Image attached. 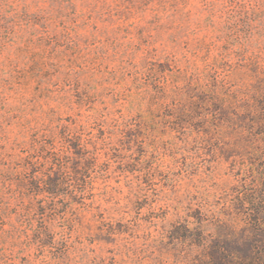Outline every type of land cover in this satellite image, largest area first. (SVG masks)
<instances>
[{
	"label": "rangeland",
	"instance_id": "374dc122",
	"mask_svg": "<svg viewBox=\"0 0 264 264\" xmlns=\"http://www.w3.org/2000/svg\"><path fill=\"white\" fill-rule=\"evenodd\" d=\"M263 159L264 0H0V264H213Z\"/></svg>",
	"mask_w": 264,
	"mask_h": 264
},
{
	"label": "trees",
	"instance_id": "16d2710c",
	"mask_svg": "<svg viewBox=\"0 0 264 264\" xmlns=\"http://www.w3.org/2000/svg\"><path fill=\"white\" fill-rule=\"evenodd\" d=\"M264 171V159L262 160ZM264 176V172H262ZM264 214V209L262 212ZM260 213L255 217L254 223L250 224V228L244 238L239 239L242 242L244 250L239 252L222 245L223 241H219L213 246V252L210 255L211 263L213 264H260V257L264 255V222L260 218ZM261 236V240L258 239ZM262 258V257H261ZM264 258V256H263ZM259 260L258 263H254Z\"/></svg>",
	"mask_w": 264,
	"mask_h": 264
}]
</instances>
